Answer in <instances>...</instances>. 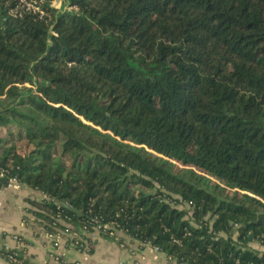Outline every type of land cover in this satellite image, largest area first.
Instances as JSON below:
<instances>
[{
    "label": "trees",
    "instance_id": "1",
    "mask_svg": "<svg viewBox=\"0 0 264 264\" xmlns=\"http://www.w3.org/2000/svg\"><path fill=\"white\" fill-rule=\"evenodd\" d=\"M26 1L0 0V190L47 234L264 264V0Z\"/></svg>",
    "mask_w": 264,
    "mask_h": 264
},
{
    "label": "crops",
    "instance_id": "2",
    "mask_svg": "<svg viewBox=\"0 0 264 264\" xmlns=\"http://www.w3.org/2000/svg\"><path fill=\"white\" fill-rule=\"evenodd\" d=\"M28 199L40 200L41 195L17 184L0 190V250H24L35 264H176L149 245L126 241V246H122L105 239L99 232L88 234L65 222H62L65 229L52 240L43 231L40 221L27 212L33 209ZM74 239L88 246L79 250ZM251 245L264 251V246L257 242ZM0 264L14 263L0 256Z\"/></svg>",
    "mask_w": 264,
    "mask_h": 264
},
{
    "label": "built area",
    "instance_id": "3",
    "mask_svg": "<svg viewBox=\"0 0 264 264\" xmlns=\"http://www.w3.org/2000/svg\"><path fill=\"white\" fill-rule=\"evenodd\" d=\"M20 2L21 3H23L24 5H26V7L28 8V9H30V8H32L35 12H38L41 16H43L44 15V13H43V11L39 8V7H36L33 3H31V2H27L26 0H20ZM13 184H16L15 182H13L11 185H13ZM10 185V186H11ZM9 186V187H10ZM58 236H59V233L58 234H48V237L50 238V239H52V240H55V239H57L58 238ZM80 242H82V241H80V240H77V239H74V241H73V243H74V245L76 246V245H78ZM86 246H88V245H86ZM86 246H85V248H86ZM89 248L87 247V250H88ZM154 250H156V251H158L157 249H155L154 248ZM9 258V260L12 262V263H16V264H18V260L15 258V257H13V256H9L8 257ZM132 264H138V263H132Z\"/></svg>",
    "mask_w": 264,
    "mask_h": 264
},
{
    "label": "rangeland",
    "instance_id": "4",
    "mask_svg": "<svg viewBox=\"0 0 264 264\" xmlns=\"http://www.w3.org/2000/svg\"><path fill=\"white\" fill-rule=\"evenodd\" d=\"M53 5H54L56 8L60 9V8L62 7V1H61V0H56V1H54ZM46 234H47V233H46ZM47 235H48V234H47Z\"/></svg>",
    "mask_w": 264,
    "mask_h": 264
},
{
    "label": "water",
    "instance_id": "5",
    "mask_svg": "<svg viewBox=\"0 0 264 264\" xmlns=\"http://www.w3.org/2000/svg\"><path fill=\"white\" fill-rule=\"evenodd\" d=\"M63 207H64V208H67V209H69V210H71V211H73L74 213H77L76 210H74V209H72V208H70V207H68V206H66V205H63Z\"/></svg>",
    "mask_w": 264,
    "mask_h": 264
}]
</instances>
